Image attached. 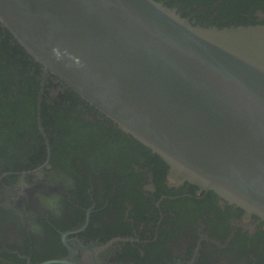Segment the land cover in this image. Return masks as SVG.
<instances>
[{
	"label": "water",
	"instance_id": "obj_1",
	"mask_svg": "<svg viewBox=\"0 0 264 264\" xmlns=\"http://www.w3.org/2000/svg\"><path fill=\"white\" fill-rule=\"evenodd\" d=\"M0 26L172 180L264 223V23L194 25L160 0H0ZM64 243L56 264H113L110 243Z\"/></svg>",
	"mask_w": 264,
	"mask_h": 264
},
{
	"label": "flooded vegetation",
	"instance_id": "obj_2",
	"mask_svg": "<svg viewBox=\"0 0 264 264\" xmlns=\"http://www.w3.org/2000/svg\"><path fill=\"white\" fill-rule=\"evenodd\" d=\"M160 1L194 25L226 22ZM251 15L264 23V12ZM16 44L0 26L1 109L20 103L23 110L13 124L20 132L11 124L2 132L9 125L0 113V136L15 133L0 138V264H56L71 240L110 243L113 264H264L257 216L172 180L156 154L44 76Z\"/></svg>",
	"mask_w": 264,
	"mask_h": 264
},
{
	"label": "trees",
	"instance_id": "obj_3",
	"mask_svg": "<svg viewBox=\"0 0 264 264\" xmlns=\"http://www.w3.org/2000/svg\"><path fill=\"white\" fill-rule=\"evenodd\" d=\"M171 1L173 0H170L169 2ZM179 1L183 4L185 3L189 4V7L196 12H204L206 10L207 12L210 13V15L216 13L217 19L224 18L226 22L220 23L218 27L231 26V25L237 26V25L256 24L249 19L250 17H252L251 15L252 12L257 10L264 12V0H179ZM194 5L196 7H194ZM16 51L17 53L19 52L22 54H26L28 60H30V62L33 63L32 58H30L27 55V53L24 52V50L20 48L17 44H16ZM0 53H2L1 47H0ZM11 61H9L8 63L12 64ZM28 64L31 67H33V65H31L30 63ZM1 73L2 72L0 70V75ZM10 76H11L10 77L11 81L12 80L15 81L16 79H18V72L10 74ZM27 89H28L27 85L20 88L21 91H25V92H27ZM21 98L23 99L24 96L22 95ZM20 105H21L20 103L19 104L16 103L11 107L8 108L5 107L4 109H1L3 106L0 104V110H1L0 113L1 116L3 117L1 120L5 124V127L6 124L9 125L8 128H1L2 132L4 133L7 132L8 129L10 128V124L12 126L14 123H16V117L17 120L19 119L18 116L21 115V113L23 112V110L21 111L20 109ZM60 116L61 115L59 114V117ZM61 120L62 122L67 121V119H61ZM18 122L21 121L18 120ZM18 127L19 126L13 125L11 128L15 132H20V129ZM14 134L15 133H7L6 135L0 136V138H7V136L11 137Z\"/></svg>",
	"mask_w": 264,
	"mask_h": 264
}]
</instances>
